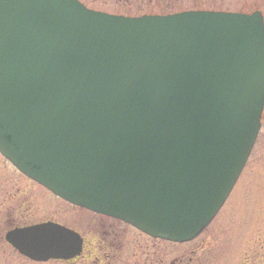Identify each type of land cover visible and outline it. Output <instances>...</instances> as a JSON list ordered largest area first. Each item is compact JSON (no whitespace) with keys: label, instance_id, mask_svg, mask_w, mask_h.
<instances>
[{"label":"water","instance_id":"95a60500","mask_svg":"<svg viewBox=\"0 0 264 264\" xmlns=\"http://www.w3.org/2000/svg\"><path fill=\"white\" fill-rule=\"evenodd\" d=\"M264 25L250 14L123 17L77 0H0V154L62 200L173 243L232 191L260 128ZM4 240L68 261L57 224Z\"/></svg>","mask_w":264,"mask_h":264},{"label":"rangeland","instance_id":"374dc122","mask_svg":"<svg viewBox=\"0 0 264 264\" xmlns=\"http://www.w3.org/2000/svg\"><path fill=\"white\" fill-rule=\"evenodd\" d=\"M89 8L138 15L166 13L185 9L219 8L250 12L264 5V0H82ZM264 117V115H263ZM264 125V124H263ZM8 182V183H7ZM15 184L23 197L10 201L11 207L23 205L32 211L31 221L52 220L79 232L88 249L95 253L94 242L105 240L117 253L111 264H264V126L226 202L195 240L186 244H169L152 240L116 220L94 215L72 207L50 196L41 187L30 183L0 160V198L10 193ZM23 206V207H24ZM9 204L4 208L9 209ZM3 229V227H1ZM1 238V235H0ZM96 238V240H95ZM108 261L106 264H108ZM175 261V262H174ZM0 264L33 263L18 256L9 247H0ZM72 264H102L93 256Z\"/></svg>","mask_w":264,"mask_h":264},{"label":"flooded vegetation","instance_id":"af4514ba","mask_svg":"<svg viewBox=\"0 0 264 264\" xmlns=\"http://www.w3.org/2000/svg\"><path fill=\"white\" fill-rule=\"evenodd\" d=\"M263 115H264V107H263V112H262V116H261V126H264L263 124H264V117H263ZM259 135V134H258ZM258 138V137H257ZM257 141V140H256ZM256 144V143H255ZM255 147V146H254ZM30 182V181H29ZM8 183V182H7ZM30 183H32V182H30ZM11 187H12V190H10L11 189ZM9 190H10V193H8V192H6V196H8L9 197V199H12V200H15L16 198L18 199L19 197H23V193L21 192V190L20 189H18V188H16L15 187V184H9ZM23 201V200H22ZM24 202H26V201H23V202H21L20 204H22V203H24ZM27 210H28V212L30 211L29 210V207H27ZM102 247H105L106 248V250L108 251V253L107 254H102V256H110L112 253H114V252H116L117 250H118V246H115V247H112V245L111 244H108V243H106V241L103 243V246L101 245V242H97L96 244H95V248H97V249H100V248H102ZM170 264H173V262H171Z\"/></svg>","mask_w":264,"mask_h":264},{"label":"trees","instance_id":"16d2710c","mask_svg":"<svg viewBox=\"0 0 264 264\" xmlns=\"http://www.w3.org/2000/svg\"><path fill=\"white\" fill-rule=\"evenodd\" d=\"M5 220V225L6 226H11V224H12V218L11 217H9L7 214H6V216H5V218L3 217H0V224L2 223V221H4ZM7 228H9V227H7ZM0 230H1V227H0ZM4 246H5V244L3 243V241H2V239L0 238V247L1 248H4Z\"/></svg>","mask_w":264,"mask_h":264}]
</instances>
